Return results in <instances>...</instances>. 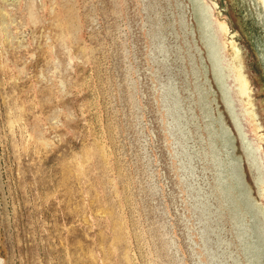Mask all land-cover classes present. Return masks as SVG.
Instances as JSON below:
<instances>
[{"label":"rangeland","instance_id":"1","mask_svg":"<svg viewBox=\"0 0 264 264\" xmlns=\"http://www.w3.org/2000/svg\"><path fill=\"white\" fill-rule=\"evenodd\" d=\"M236 2L0 0V264H264Z\"/></svg>","mask_w":264,"mask_h":264},{"label":"bare ground","instance_id":"2","mask_svg":"<svg viewBox=\"0 0 264 264\" xmlns=\"http://www.w3.org/2000/svg\"><path fill=\"white\" fill-rule=\"evenodd\" d=\"M254 1L255 0H253V4L255 5V2ZM258 1H259L258 5H263V7H264V0H257V2ZM261 2H262V4H261ZM236 3L238 4V6H240V8L242 7V5H240L241 3L239 2V0H237ZM242 10L241 11L244 12V15L246 16L245 19L243 20L244 31L249 36L248 39L251 38L254 46L256 47V49H257V51L259 53L260 59H261V63L263 65V67H264V39H263L264 37L263 38L261 37L262 35L264 36V21L261 18V16H263V15L262 14H259V15L256 16V13L254 14V12H248V10H246V8H244V9L242 8ZM254 10L256 12V7L254 8ZM255 18L257 19V24H259V27H260L258 29L255 28V27H253V26H251L250 23H249V22H253V20L256 21ZM231 45H232L231 47L233 49V54L232 55H233V60H234V67L236 68V70L238 72V76H239V79H240L239 82H240V84H241V86H242V88L244 90L243 92L245 93V96H246V91L244 89V77L242 75V74H245L246 75L245 68L243 66V58L240 57L237 54V45H238V43H237V41L235 39L232 40ZM257 58H258V56H257ZM222 80H223V77H222ZM248 96H250V97H248ZM248 96H246V97L248 99L247 101L249 102L248 103L249 104V107L252 106V108H253L252 95L250 93H248ZM250 112L252 114V117L255 118V121L257 123V128H259L260 130H262V128H263L262 123L263 122H260L259 121V118H258V115L259 114L258 115H255L254 110H253V112H252V110H250ZM263 136H264V134H263ZM247 142H249V141H247ZM248 146H249V143H248Z\"/></svg>","mask_w":264,"mask_h":264},{"label":"flooded vegetation","instance_id":"3","mask_svg":"<svg viewBox=\"0 0 264 264\" xmlns=\"http://www.w3.org/2000/svg\"><path fill=\"white\" fill-rule=\"evenodd\" d=\"M237 54H238L240 57L243 58V50H242V48L239 46V44L237 45ZM243 66H244V68H245L244 61H243ZM245 73H246V72H245ZM245 76H246V80H247L248 86H249V88H250L249 93L252 95V88H251V82H250V79H249V77H248L247 74H246ZM253 110H254L255 115H258V113L256 112V109H255V107H254V103H253Z\"/></svg>","mask_w":264,"mask_h":264}]
</instances>
